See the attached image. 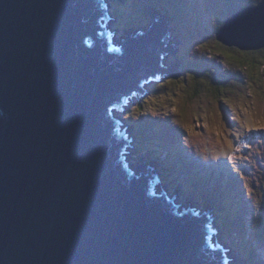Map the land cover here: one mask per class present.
Segmentation results:
<instances>
[{"label": "water", "instance_id": "water-1", "mask_svg": "<svg viewBox=\"0 0 264 264\" xmlns=\"http://www.w3.org/2000/svg\"><path fill=\"white\" fill-rule=\"evenodd\" d=\"M108 13L99 0H0V264L235 260L212 237L209 211L179 202L123 154L132 140L119 113L132 92L180 74L160 67L167 48L175 53L164 20L145 38L128 34L121 52ZM258 13L264 0L231 17L219 40L264 48Z\"/></svg>", "mask_w": 264, "mask_h": 264}, {"label": "rangeland", "instance_id": "rangeland-1", "mask_svg": "<svg viewBox=\"0 0 264 264\" xmlns=\"http://www.w3.org/2000/svg\"><path fill=\"white\" fill-rule=\"evenodd\" d=\"M103 1L107 3L110 7L108 12L113 13V11L116 12V10L119 9L118 8L119 0H103ZM154 2L156 4H161L164 3L165 0H135L133 5L134 7L131 4L130 6L127 7L130 8V11L132 12H130L128 9H125L130 14L134 13V15L140 14L144 16V18H141L140 20L141 23H139L136 26L137 28L141 27V24H144V22H147V24H144V26H147L146 27L147 29H149V27L151 26L152 21L148 16L149 13L146 7L148 6V3H154ZM193 2L195 4V0H193ZM209 2L210 0H202V2L196 1V4H198V6L201 9L202 8L207 9V5L209 4ZM122 6L123 5L121 4L120 7ZM252 8L253 5L251 9ZM210 13L212 15L210 16V18L212 17V20L210 19V21L212 22L211 25L213 26V32L212 31L211 33L208 32L206 28L205 30L206 34L204 35L189 36L190 38L192 37L189 43L186 40L178 37L183 33L181 32L180 34V30L178 27L172 26L171 28V26H169L170 36H168V38L170 39V46L173 45V48L175 49V53L174 55L171 53V55L164 61V66L168 67L169 64H173V63L176 64L179 58L186 53V50L183 48L184 46H188L192 51L198 52L199 53L198 56L205 54L209 55L210 53L208 49L210 44L212 45L221 44L224 47L231 48L230 46L225 45L219 40L220 37L224 38L226 30L229 29L231 25V17H227V18L221 17L220 20L222 21H220L219 23H213L215 19H218V11H213ZM258 14H261L260 19L259 17H257V15H253V17L254 19L258 20L261 23L262 21H264L263 20L264 13H258ZM205 18L208 19L207 17ZM123 21L124 23H126L129 22L130 19L125 18ZM115 22L116 20L114 19V22H112L110 26L112 27V31L114 32L116 42L120 43L121 40L123 39L127 40L128 33L125 32L126 31L125 29H120V26H119L120 29L119 31L117 29L115 30V27L117 26V22L116 23ZM232 32L234 36L235 28L232 29ZM207 34H209L208 38H207L208 36ZM257 39H262V34H260ZM162 40L163 42L168 43V40L164 38ZM167 43H165V45L169 47V44ZM202 45H208V48H202L201 47ZM233 48H238V47L234 46ZM222 49L223 48H221V50ZM258 51L264 52V48L258 50H254L251 48L246 50L247 53H254ZM230 56L231 54H229L228 56L224 55L225 62H227V65L229 66V68L228 66H224V69H226L227 72L238 74L237 75L238 78L235 77L236 79H239V75L240 76L244 75L242 76V78L245 79L246 81H243L242 78L240 79L239 82L234 79V84L231 85L232 94L229 95L228 97L226 96V94L220 96L223 97V99L219 97L220 100L216 101L217 96L209 94L208 97L209 100L205 101L204 104V105H210L209 110H205V107L202 108L203 102L201 99L197 101H192L191 99L192 92L190 93H186L184 91L181 92L178 89V87L173 89L174 88L173 85L167 86L168 81L174 78L165 74L167 79L163 83H161L166 85L165 88L161 89L159 87H156L154 84H151L150 86H148L150 93L148 92V94L145 97L142 96L139 97V99L134 98L132 100V104L129 105L128 110H126L123 115L122 113H120L119 115L123 116L124 120L127 123H129L128 130H130L129 131L130 135L133 136L135 135V133L134 130L132 129V126L136 123L134 121L137 120L138 114H140L139 120L144 121L145 123H150L151 121L156 120L158 117L162 116V114L164 113V111H162V108L159 106L160 105L159 102L157 104L151 103L153 99L159 100V97L161 96L167 97V95L171 93L172 99L166 98L164 100L165 111L167 109H170L171 107L177 106L176 104H174V101L177 100L180 101L178 107L180 108L181 111L185 113L184 116L185 121L190 125H192L193 131L195 133H198L199 135L189 136L184 131L182 126L178 124L180 131L182 130V132H180L179 136H177V140H175L176 143L166 142V146H167L166 148L164 147L160 148L155 146L156 150L159 151L165 150L164 152L161 153L162 160L158 161L159 156L157 153L154 152L151 153L148 151H143V153L141 154H143L144 157H139L136 153L137 152L136 148H134L132 149L133 152L132 156L135 160L137 158L136 164L140 166L143 165L144 164L142 162L143 160H145L147 164H150L152 162L156 163L157 164L156 170L159 172V170L162 169L164 166H166V163H168L167 158L170 157L171 159V155L168 152L169 150H172L173 146L176 147V151L174 148V151L172 152L173 157H176L175 156L176 152H178L179 154L182 155L181 157L185 159L187 157V153L192 150V154L195 156L192 158L193 163L195 165H198V170L200 171L201 177L203 179H207V182L203 180H197L198 183L206 186L205 193L207 196L203 195L202 197H198V195H195L193 197L192 194L189 193V190L185 188V186L182 185L180 187L181 183L178 184L179 187L173 186L174 188L171 185H169V189L171 193L177 194L179 196L178 198L179 202L183 200V202L187 204L191 202V199L196 200V203H199L198 200H200V203L197 205L199 208L205 207L204 210L210 207L209 206V200H210L211 204L217 207L218 212L220 213L221 216L220 224L222 225V228H224L226 224L231 225L233 223V219L236 218L234 216L235 215L238 216L237 214L238 210H241L243 214L245 213L241 218L242 228L238 226L235 230V233L227 232V230H224V232L221 231L219 235V240L222 243L226 241L225 243L228 242V244L230 245V248L232 250L231 251L232 255L235 256V261L232 264H264V238L258 240L255 238L258 235L254 233L255 228L258 227L257 220L259 219L262 222L261 217H264V192H263L264 191V139H261V135L259 133L256 132L249 133L247 132L246 129H241L239 122L235 119L236 113H233L232 111H230L227 115L226 113H224V115L220 113V116H218L219 114L218 115L213 114L214 100L216 101V103L217 102L223 103L224 99H229L236 104L237 110L239 109V106L241 104H243L245 108H248L252 100V95H251V90L247 85L251 83L252 87L255 88L256 92L258 93L256 99L259 105V107L253 105L252 111L255 112L257 118L261 115H264V102H261V95H260V94H264V85H262L258 81H249L246 75L248 68H245V74L244 73L242 74V72L236 65V61L238 60L232 59ZM240 57L244 59L246 56L240 55ZM242 59L240 58V61ZM262 60H264V58L262 56V52H260L257 53L256 55L252 54L248 58L247 63L253 66L251 69L253 72V76L259 77L261 80H264V67L260 65ZM180 69L183 68L178 66L177 70L180 74L178 78H176L178 80H181L183 78V71ZM152 96L155 98L150 99ZM189 102H191L192 105L188 107ZM196 105L200 106L198 107V109L201 111L200 113L198 111H192V109ZM150 107L155 108L157 113H159V115L155 117L151 116V112L148 111ZM137 108L141 109L139 113H137L136 111ZM168 116H170V118L174 119L175 121H178L180 119L174 113L171 112L168 113ZM214 116L217 123L227 122L236 126L235 128L228 129L225 132V135H228L229 133H231V135H237V130H239L238 142L235 144V147L233 149H229L226 145L217 144L215 132L213 131L210 133L207 131V129L203 127L205 117H207V122L209 126H211ZM240 117L244 119V114L240 113ZM195 118L199 119L200 121L199 124H197L196 121L197 119ZM220 118H222L221 121ZM161 122L165 123L164 119ZM152 124H156V122H153ZM159 129L161 131H164L160 127ZM174 133L173 135L169 134V136H171V140H174V137L177 135ZM181 133H183L182 137H181ZM235 148H239L240 151L236 152ZM197 154H199V156ZM207 154L210 156H214V155L216 156L214 157L202 156ZM228 154H232L233 156H235L237 165L238 163H241L244 166L245 171H243L242 169L240 171H238V169H235L234 166L236 164L230 163L231 161L226 158ZM131 157H129L130 162H135ZM138 160H140V162ZM173 162H178V161L177 159L175 160L173 159ZM175 174L177 176H180V178H182L181 172L179 170H176ZM161 177L162 179H164L162 174ZM246 178L250 183V188L254 190L256 189L258 191L257 196L261 197L260 201L262 200L260 206L255 205L254 199H251L250 191L247 189ZM165 183L166 185H168L167 181H165ZM188 186L189 189H191L194 185L193 183H191ZM182 189H186L187 193H185L186 192L185 191L183 192L184 195H181ZM191 191L193 193V190ZM262 192L263 194H261ZM207 199H208V204L207 201H205ZM202 200L204 201V204H207L206 206L203 205V203L201 202ZM201 204L203 205V207L201 206ZM242 244H244V246Z\"/></svg>", "mask_w": 264, "mask_h": 264}, {"label": "trees", "instance_id": "trees-1", "mask_svg": "<svg viewBox=\"0 0 264 264\" xmlns=\"http://www.w3.org/2000/svg\"><path fill=\"white\" fill-rule=\"evenodd\" d=\"M134 1L135 0H119V3H118L119 9H117L116 12L113 11V16L117 20L116 29L118 31L120 29H125V30L136 29L137 28L136 26L139 23H141L140 22L141 18H144L143 15H140V14L134 15V13L130 14L125 10V9H128L130 11V8H127V7L130 6V4L133 6ZM196 1L202 2V0H195V4H194L193 0H165V2L161 3V4H156L155 2L154 3H148V6L147 7L145 6V7L148 10V13H149L148 16H149L150 20H152L154 17H157L160 20H164V22H166V23L170 22V24L173 27L175 26V27L179 28L180 34H181V32H183L178 37L186 40L189 43L190 39H192V37L190 38L189 36L204 35V34H206V31H205L206 28H207L208 32H210V33H211V31L213 32V26L211 25L212 22L210 21V19L212 20V17L210 18V16H212V15L210 12L218 11V19H215V21H213V23H219L220 21H222V20H220L221 17H226V18L231 17L234 13L242 10L243 8L245 9V7H247L248 5H251V6L254 5V7H259L260 3L263 0H210L209 4L207 5V9H203V8L201 9L198 6V4H196ZM121 4L123 5L122 7H120ZM131 9H133V8H131ZM130 12H132V11H130ZM205 17H207L208 19H206ZM125 18L130 19V21L124 23L123 20ZM185 23H186V25H185ZM144 24H145V22H144ZM119 26H120V29H119ZM141 29H142V27H141ZM189 32H191V33H189ZM202 32H203V34H202ZM207 35H208L207 36V38H208L209 34H207ZM187 47L188 46L183 47L186 50V53L183 54L179 58V60L177 59L178 62H176L177 66H180L183 68V69H180L183 71V78L181 80H178L176 78L171 79L174 82L172 84L174 86L173 89L178 87V89L181 92H183V91L186 93L192 92V94H191L192 95V98H191L192 101H197V100L201 99L203 102L202 108L205 107V110H209L210 105H204L205 101L209 100L208 99L209 94L217 96L216 101L220 100L219 97L223 96L224 94H226V96L228 97L229 95L232 94V92H231L232 86L231 85L234 84V79L239 82L240 79L242 78V76H244V75H241V76L239 75V79H236L235 77H237L238 74L227 72L226 69H224V66H228L227 62H225L224 55L221 56V55H219V53L225 52L226 56L231 54L230 57L232 59H237L238 61H240V58L242 59V57H240V53L241 52L247 53V52L242 51L239 48H233V47L228 48V47H224V46L221 47V48H223L221 50V48L218 49L216 47V45L210 44L209 49H208L210 54L198 56L199 55L198 52H196V51L194 52L189 47L188 48ZM260 52H262V56L264 58V52L258 51V52H254V53H249L250 55H247L241 61L247 62L248 58L252 54L256 55L257 53H260ZM194 54H196V55H194ZM176 64L173 63L170 65H176ZM260 65H262L264 67L263 63H261ZM228 68H229V66H228ZM243 73L245 74V69L242 72V74ZM189 75H191L193 77L192 80L186 79V77ZM242 80L245 81V79H243V78H242ZM182 81L184 82L183 88L180 87V83ZM201 81H205L206 83H201ZM160 85L161 84H157L155 86L160 88ZM208 85H211V88H212L211 91H209ZM156 87H155V89H156ZM221 88L224 89V91H220ZM185 89L187 91H185ZM153 98H155V97L152 96L150 99H153ZM220 98L223 99V97H220ZM216 104L220 106L219 115L216 114L215 112L213 114L220 116V113H222L223 115H224V113H226V115H227L230 111H232L231 108H229L227 105H224L222 102H217ZM190 105H192L191 102H189L188 107ZM198 107H200V106L196 105L192 109V111H198L200 113L201 111L198 109ZM162 111L165 112V107L162 108ZM139 117H140V114L137 115V120H136V121H139V125H140V128L138 129L139 134L136 135V138L138 141L137 147L139 149V152H138L139 154L143 153V151H146V150L152 151V152L157 153V154H161V151L156 150L155 146L160 147V148L161 147L165 148L166 142H169L171 140V136H169V134L173 135V133L175 132L177 135H179L180 130L179 131L176 130L177 129V124H176L177 121L169 122L168 116H164L162 114V116L158 117L156 120L151 121L150 123H145L144 121L139 120ZM226 118H228V117H226ZM163 119H164L165 123L161 122ZM195 119H197V118H195ZM209 120H210V118H209ZM221 120H222V118H220V121ZM136 121H134V122H136ZM153 122H156V124H152ZM220 123L221 122H219L218 124H220ZM159 127L162 130H164L165 133H164V135H161V137L158 139V137H155V136L158 135L159 132H161ZM150 128H151V130H150ZM154 128H156V129L153 131ZM162 133H163V131H162ZM181 137H182V135H181ZM173 142L176 143L175 141H173ZM174 148L176 151L175 146H174ZM197 155L199 156V154H197ZM202 156L205 157V155H202ZM207 156L214 157L216 155L210 156L207 154ZM231 156H232V159H230V161H232V162H230V163L234 162V164H236L235 169H238V171H240L241 168L243 167L242 170L245 171V168L241 163H238V165H237L235 156H233L232 154H231ZM177 161L178 162H173V160H171L170 162H168V164L170 166L166 165L168 167V169H166V170H169L168 175L171 176V177L166 178L168 180V183L170 184V182L177 181L178 184H180L183 181H187V183H186L187 186L191 183H194V186L191 188L193 190V192L196 194H199L198 196H200V197H202L203 195L207 196L205 193L206 192V186L197 182V180H203V181L207 182V179H203L201 177V175L198 174L200 171L196 170L198 168L197 165L192 163L193 161H191V159L189 161V159L179 160L177 158ZM178 167L182 168L186 172L185 178H180V176H177L175 174L176 169ZM246 184H247L248 190L250 191L251 198L254 196L253 199L255 201V205L260 206V203L262 202V200L260 201L261 197L257 196L258 191L256 189L254 190V189L250 188V183H249L247 178H246ZM263 192L261 194H263ZM237 214H238V216L237 215L234 216L236 218L233 219V223L231 225L226 224L224 226V228L222 229L223 232H224V230H227V232L235 233V230L238 226H240L242 228V219L241 218L243 217V215L245 213L243 214V212L241 210H238ZM261 218H262V222L259 219L257 220L258 227L255 228V231H254V233L256 235H258L255 237L258 240H261L264 238L263 237V235H264L263 234V232H264V217H261ZM242 245L244 246V244H242ZM238 246H239V243H238Z\"/></svg>", "mask_w": 264, "mask_h": 264}, {"label": "snow or ice", "instance_id": "snow-or-ice-1", "mask_svg": "<svg viewBox=\"0 0 264 264\" xmlns=\"http://www.w3.org/2000/svg\"><path fill=\"white\" fill-rule=\"evenodd\" d=\"M203 48H208V45H202ZM216 47L219 49L222 47V45L217 44ZM219 55L223 56L225 55V52H220ZM241 56H247L250 55L249 53H245V52H241L240 53ZM261 63H264V60L261 61ZM236 65L237 67L240 69V71H244L245 68H248V71L246 73L248 80L249 81H258L259 83H261L262 85H264V80H261L259 77H254L253 76V72H252V65H249L247 62L244 61H236ZM187 80H192L193 77L191 75L186 77ZM174 82L172 80H169L167 83V86H171ZM201 83H206L205 81H201ZM250 90H251V95H252V100L251 103L249 104L248 108H245L243 104H241L239 106V109L237 110V106L235 103H233L231 100L229 99H224L223 100V104L227 105L229 108H231L233 113H236L235 115V119L239 122L240 128L241 129H246L247 132L252 133V132H256L259 133L261 135V139H264V115H261L257 118L255 112L252 111V106L256 105L257 107H259L258 102H257V95L258 93L256 92V89L252 87V84L249 83L247 85ZM166 85L161 84L160 88L163 89L165 88ZM180 87L183 88L184 87V82L182 81L180 84ZM209 91L212 90L211 85H208ZM185 91H187L185 89ZM220 91H224V89H220ZM261 95V102H264V94H260ZM172 99V95L171 93H169L167 95V97L161 96L159 97V100L153 99L151 101L152 104H157L159 102L160 107L164 108L165 104H164V100L165 99ZM243 99V98H242ZM180 101H174V104H176V107H171L170 109H167L163 115L167 116L169 112L174 113L177 117H179L180 119L177 121V123L179 125L182 126V128L184 129V131L189 135V136H193V135H199L198 133H195L193 131V126L190 125L189 123H187L184 119L185 113L183 111L180 110V108L178 107ZM219 108L220 106L216 104V101H213V111L216 114H219ZM137 113L140 112V109L137 108L136 109ZM148 111L151 112L152 116H157L159 115V113H157L155 108L150 107L148 109ZM240 113L244 114V119H241L240 117ZM199 119H197V124H199ZM203 127L205 129H207L208 132H215L216 135V143L217 144H222V145H226L229 149H233L235 147V144L238 142V133L239 130H237V135H231L230 133L228 135H225V132L228 129H232L235 128L236 126L231 124V123H220L218 124L215 116L213 117V121H212V125L209 126L208 122H207V117H205L204 119V124ZM181 135H183V133H181ZM236 152H239L240 149L239 148H235ZM227 159H232L231 154H228Z\"/></svg>", "mask_w": 264, "mask_h": 264}, {"label": "bare ground", "instance_id": "bare-ground-1", "mask_svg": "<svg viewBox=\"0 0 264 264\" xmlns=\"http://www.w3.org/2000/svg\"><path fill=\"white\" fill-rule=\"evenodd\" d=\"M111 19H113V14L110 16V20ZM155 19L158 21V22H161L162 20H160L159 18H157V17H154L151 21V26L149 27V29H147L146 27L147 26H144V24H141V27H142V29H141V27L140 28H136V29H128V30H126L125 32L126 33H130L129 34V36L131 37V38H134L138 33H146V32H148L149 30H150V28L152 27V25H153V23H154V21H155ZM264 22V21H263ZM111 23V22H110ZM164 23H166V22H164ZM145 24H147V22H145ZM167 24V26H168V28H169V26H171V28H172V25L170 24V22H168V23H166ZM170 29V28H169ZM169 29H168V32H169ZM167 38H168V36H167ZM118 40V39H117ZM120 41V40H119ZM121 41H127L126 39H123V40H121ZM124 44V43H123ZM164 76H166L165 74H163ZM120 113H122V112H120ZM119 113V114H120ZM124 124H123V128H127L128 129V126H129V123H127L126 121L125 122H123ZM126 125V126H125ZM140 128V125H139V121H136V123L132 126V129L134 130V133H135V135H137V134H139L138 133V129ZM156 128H154L153 129V131L155 130ZM164 131H163V133H162V131L161 132H159V134L158 135H156L155 137H158V139L161 137V135H164ZM174 134H176V133H174ZM125 135H128V140H132V141H130L129 142V145L131 146V147H129V146H127V148L125 149V152H127V153H123L124 155H127V159H129V157H131L132 156V154H133V152H132V149H134V148H136V150H137V155L139 156V157H144V155L143 154H139L138 152H139V149H138V147H137V138L135 137V138H133L132 137V135H130V133L128 134L127 133V131H125ZM134 136V135H133ZM177 136H179V135H176L175 137H174V140H170L169 142H173V141H175V140H177ZM135 142H136V144H135ZM133 147V148H132ZM167 146H165V148H166ZM146 151H148V152H151L152 153V151H149V150H146ZM165 151V150H164ZM163 151V152H164ZM174 151V146L172 147V150H169V152L168 153H170V155H171V159H170V157H168L167 158V160H168V162H170L171 160H175V159H177L176 157H173L172 156V152ZM177 153L178 152H176V155H177ZM131 154V155H130ZM131 158H133V156L131 157ZM133 160L135 161V162H131V164H133L134 166H136L137 168H138V170L140 171V165H137L136 164V160H137V158H136V160L133 158ZM139 162H140V160H138ZM188 161V160H187ZM152 170H153V172H154V174H155V176L157 177V179H158V181H159V183H160V185H161V187H162V185L163 184H166L165 183V177H164V179H162V177H161V174L163 173V170L162 169H160L159 170V172L156 170V166H157V164L156 163H150V164H147ZM168 166H170L169 164H167ZM224 171V170H223ZM234 172V171H233ZM170 185L173 187V186H176V187H179L178 186V182L177 181H173V182H170ZM182 185L183 186H185L186 188H188L189 186H187L186 185V183H182ZM193 185H194V183H193ZM174 188V187H173ZM189 189V188H188ZM186 191V189H182L181 190V195H184L183 194V192H185ZM189 193H192V191L190 190L189 191ZM173 196H176L177 197V199H178V196H177V194H172ZM194 197V196H193ZM205 201H207V204H208V199L207 200H205ZM198 202L200 203V200H198ZM202 203H203V205H207V204H204V201L202 200L201 201ZM199 203H197V204H199ZM203 205L201 204V206L203 207ZM209 206L211 207V210H210V207H208V209H206V210H202V211H209V213H210V215H211V217L212 218H214L213 219V224H214V226H216V231H217V236H216V238L217 239H219V235H220V232L222 231L223 232V228H222V225L220 224V218H221V216H220V213L218 212V209H217V207H215V206H213L212 204H211V201L209 200ZM196 213L198 214V212L196 211ZM223 213V212H222ZM199 215V214H198ZM233 263V262H232Z\"/></svg>", "mask_w": 264, "mask_h": 264}, {"label": "clouds", "instance_id": "clouds-1", "mask_svg": "<svg viewBox=\"0 0 264 264\" xmlns=\"http://www.w3.org/2000/svg\"><path fill=\"white\" fill-rule=\"evenodd\" d=\"M261 4V3H260ZM251 5H248L247 7H245V9L243 8L242 10H240V11H238V12H236V13H234L231 17H233L234 15H236V14H239L240 12H243L244 10H247V9H250L251 10ZM253 7H254V5H253ZM115 30H116V27H115ZM167 46V45H166ZM170 46V45H169ZM165 61V60H164ZM164 61L162 62L163 63V65H164ZM172 65H170L169 64V66L168 67H166L165 66V68H170ZM167 78L165 77V79H163L160 83H155L154 85H157V84H161V83H163L165 80H166ZM246 81V80H245ZM148 86H150V85H146L144 88H145V91H147V94H148V92L150 93V91H149V87ZM138 93V92H137ZM146 94V95H147ZM145 95V96H146ZM134 96H135V93L134 92H132V95L130 96V98H129V100H128V102L126 103V107L125 108H123V107H121V108H123V110L122 111H120V112H122V115L124 114V112L126 111V110H128V108H129V105H131L132 104V100L134 99ZM144 96V97H145ZM138 99V98H137ZM119 111V110H118ZM168 116V115H167ZM122 118H123V116H122ZM124 119V118H123ZM168 119H169V122H171V121H175L174 119H171L170 118V116H168ZM176 130H180V128H179V125H178V123H177V129ZM127 131V130H126ZM130 131V130H129ZM180 132H182V130L181 131H179V133ZM127 133H128V131H127ZM129 134V133H128ZM133 138H135L136 137V135H134V136H132ZM163 152V150H161V153ZM158 156H159V159H158V161L159 160H162L161 159V157H162V155L161 154H158ZM179 160H182L183 158L181 157L182 155L181 154H179V153H177V155H175ZM205 156H207V155H205ZM193 157H195L193 154H192V150L191 151H189L188 153H187V157L184 159V160H186V159H189V161H190V159H191V161H193L192 160V158ZM144 164H146L147 165V163H146V161L145 160H143L142 161ZM232 162V161H231ZM193 163V162H192ZM168 163H166V165H167ZM233 164H234V162H233ZM197 167H198V165H197ZM234 168H235V166H234ZM243 168V167H242ZM241 168V169H242ZM164 169V170H163ZM166 169H168V167L167 166H164L163 168H162V170H163V173H162V176L163 177H165V180L167 181V183H168V180L166 179V178H168V177H171L170 175H168V172H169V170H166ZM196 169V168H195ZM176 170H179L180 172H181V176H182V178H185L186 177V172L182 169V168H180V167H178ZM196 170H198V168L196 169ZM199 171V170H198ZM199 175H200V172L198 173ZM184 183H187V181H183ZM170 184L168 183V186H169ZM182 186V183H181V185H180V187ZM186 188V187H185ZM188 189V188H187ZM248 189V188H247ZM188 190H192V189H188ZM185 193H187V191L185 192ZM194 193V192H193ZM193 193H191L192 194V196H195V195H199V194H193ZM198 197H200V196H198ZM251 199H253V197L251 198ZM204 208L205 207H203V210H204ZM204 212H207V211H204ZM210 214V213H209ZM213 222V221H212ZM217 235H215V236H212V237H216ZM218 242H219V240H217ZM226 242V241H225ZM224 242V243H225ZM226 244V246L228 245V247L230 248V245L228 244V242L227 243H225ZM224 244V245H225ZM227 250V252H231V248H230V250L229 249H226ZM224 254L226 255V252L224 251ZM230 261H231V263L230 264H232V262H234L235 260H231L230 259Z\"/></svg>", "mask_w": 264, "mask_h": 264}]
</instances>
